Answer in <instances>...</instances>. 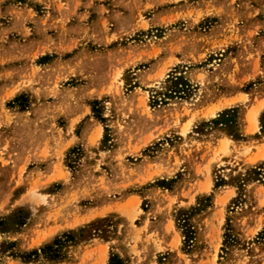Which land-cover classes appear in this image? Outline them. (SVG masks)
I'll return each mask as SVG.
<instances>
[{"label":"rangeland","instance_id":"rangeland-1","mask_svg":"<svg viewBox=\"0 0 264 264\" xmlns=\"http://www.w3.org/2000/svg\"><path fill=\"white\" fill-rule=\"evenodd\" d=\"M0 264H264V0H0Z\"/></svg>","mask_w":264,"mask_h":264}]
</instances>
